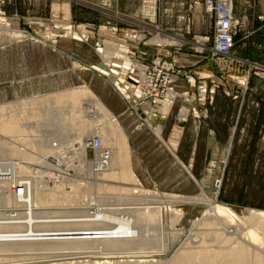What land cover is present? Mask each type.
<instances>
[{
	"label": "rangeland",
	"instance_id": "obj_1",
	"mask_svg": "<svg viewBox=\"0 0 264 264\" xmlns=\"http://www.w3.org/2000/svg\"><path fill=\"white\" fill-rule=\"evenodd\" d=\"M0 20L11 31L0 30V104H17L87 84L116 116L128 136L132 169L142 185L158 193L182 196L198 194L196 183L209 177L214 154L211 136L223 148L234 129L218 200L238 214L246 213L247 208L264 210V0H235V47L225 57L213 56L215 20L206 14L203 0H0ZM157 33L179 37L186 44L160 47L134 38L145 35L147 40H152ZM198 38L207 41L203 43ZM112 44L127 48L134 68L153 67L157 59L169 64L177 61L180 76L176 92L179 86L183 87L189 95L186 102L190 108L176 151L170 139L178 125L184 99L177 97L165 115L167 120L161 119L160 111L164 107H154L150 100L135 99L133 68L124 85L132 93V99L124 100L110 82L89 68L104 62L102 52L109 55L114 52L110 49ZM74 62L88 66V70L74 67ZM203 88L204 101L201 100ZM88 103L83 99L81 107L89 109ZM37 110L43 116L44 110L57 114L55 111L65 113L67 108L50 103ZM150 112L158 116L153 126L164 123V143L145 126ZM92 117L93 112L87 120ZM42 125L39 124L41 133L33 134L34 140L47 136L48 126ZM70 128L61 132L62 138L72 137L67 141L69 147L78 138ZM85 153L89 162L94 161L96 155L89 147ZM78 164L77 170L70 174L82 184L88 183V202L92 198L94 207L102 209L121 203L117 194L97 191L100 181L90 174L93 165ZM197 209L194 206L183 209L181 227L191 228L190 223L200 215L201 209ZM6 211V205L0 203V214L6 215ZM19 253H0V262L6 258L11 260L6 264L96 261L85 258L86 254L73 255L75 259L68 262H51L64 258L59 254L48 256L50 252L42 251Z\"/></svg>",
	"mask_w": 264,
	"mask_h": 264
},
{
	"label": "bare ground",
	"instance_id": "obj_2",
	"mask_svg": "<svg viewBox=\"0 0 264 264\" xmlns=\"http://www.w3.org/2000/svg\"><path fill=\"white\" fill-rule=\"evenodd\" d=\"M3 22L0 20V30L11 32ZM134 38L160 47L186 44L184 39L163 33H157L152 40H147L145 35ZM196 40L207 41L206 38ZM110 49L114 51L110 55L109 52H102V64L89 68L98 77L110 82L124 100L130 102L132 93H128L124 86L128 72L134 68L129 52L126 47L114 44ZM74 67L87 69L88 66L74 62ZM136 70L134 68L132 73ZM179 88L183 95H179L178 91L177 97L184 99V106L170 139L174 151L183 136V125L190 108L186 102L188 93L183 87ZM139 94L138 91L134 95L138 97ZM83 99L89 101V109L81 107ZM50 103L65 106L67 111H55V114L44 110L43 118V113L37 107ZM169 108L170 105L166 104L160 111L161 119L167 120L165 115ZM91 112L94 117L87 120ZM147 115L145 126L164 143V123L153 126L152 122L157 118L155 113ZM39 124L48 126V134H36L42 140H34L35 133L42 130ZM69 126L78 134L76 144L70 147L67 141L72 137L61 136L63 130H71ZM234 133L233 129L223 148L211 136L214 154L210 174L202 182L196 183L198 194L182 196L158 193L146 189L136 176L131 165L128 136L116 116L87 84L31 97L17 104L1 103L0 203L6 205L8 212L3 215L5 217L0 214L1 255L42 251L50 252L48 256L59 254L64 258H53L51 262H65L75 259L73 255L86 254L88 256L85 258L96 260L90 264H264V210L247 208L246 213L238 214L218 200ZM92 135L100 138L101 149L108 154V160L103 157L104 154L96 153V159L89 162L85 149ZM81 162L100 170L94 172V168L90 172L100 181L96 185L97 191L117 194L121 203L116 202L111 209H102L94 207V199L87 201L88 183L82 184L79 178L76 180L70 174L77 170ZM188 174L193 179L189 171ZM19 183L25 187L22 196H17L13 189ZM188 206L201 209L189 229L180 226V223H184L183 209ZM9 262L11 260L6 258L5 262L0 263Z\"/></svg>",
	"mask_w": 264,
	"mask_h": 264
},
{
	"label": "built area",
	"instance_id": "obj_3",
	"mask_svg": "<svg viewBox=\"0 0 264 264\" xmlns=\"http://www.w3.org/2000/svg\"><path fill=\"white\" fill-rule=\"evenodd\" d=\"M203 2L206 14L215 20L213 56L225 57L235 47V0H203ZM135 68L137 69L136 72L131 73V75L135 77L136 92H140L138 97L135 96V99L138 101L150 100L154 107L161 106L163 108L166 104L171 106L178 96L176 86L180 75L177 61L175 60L169 64L168 61L157 59L153 67L141 65V67ZM88 147L95 155L96 153L97 155L104 154L103 157L108 160V154L101 149L99 137L96 136L90 139ZM99 171L95 168V172ZM1 177L0 175V180ZM13 189L17 196H22L25 191L22 183H19Z\"/></svg>",
	"mask_w": 264,
	"mask_h": 264
},
{
	"label": "crops",
	"instance_id": "obj_4",
	"mask_svg": "<svg viewBox=\"0 0 264 264\" xmlns=\"http://www.w3.org/2000/svg\"><path fill=\"white\" fill-rule=\"evenodd\" d=\"M189 67V66H188ZM188 67H187V69H188ZM192 161H193V159H192Z\"/></svg>",
	"mask_w": 264,
	"mask_h": 264
}]
</instances>
